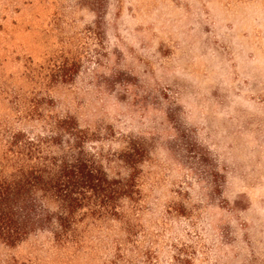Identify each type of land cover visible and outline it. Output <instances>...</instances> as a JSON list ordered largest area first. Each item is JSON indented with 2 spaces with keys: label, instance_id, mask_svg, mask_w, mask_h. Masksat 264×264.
Wrapping results in <instances>:
<instances>
[{
  "label": "rangeland",
  "instance_id": "rangeland-1",
  "mask_svg": "<svg viewBox=\"0 0 264 264\" xmlns=\"http://www.w3.org/2000/svg\"><path fill=\"white\" fill-rule=\"evenodd\" d=\"M64 117L137 210L0 264H264V0H0V153Z\"/></svg>",
  "mask_w": 264,
  "mask_h": 264
},
{
  "label": "trees",
  "instance_id": "trees-1",
  "mask_svg": "<svg viewBox=\"0 0 264 264\" xmlns=\"http://www.w3.org/2000/svg\"><path fill=\"white\" fill-rule=\"evenodd\" d=\"M45 128V137L15 131L3 139L0 242L14 247L42 230L62 249L75 248L79 223L85 219L126 223L127 214L137 210L140 193L135 148L120 157L129 167L127 177L112 178L86 150L88 136L74 119L55 118Z\"/></svg>",
  "mask_w": 264,
  "mask_h": 264
}]
</instances>
